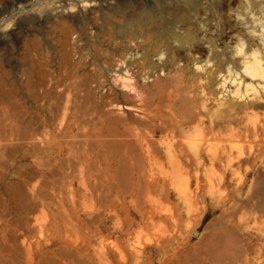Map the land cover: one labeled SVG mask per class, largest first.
Listing matches in <instances>:
<instances>
[{"label":"rangeland","instance_id":"obj_1","mask_svg":"<svg viewBox=\"0 0 264 264\" xmlns=\"http://www.w3.org/2000/svg\"><path fill=\"white\" fill-rule=\"evenodd\" d=\"M253 49L264 0H0V198L34 203L22 264H215L216 218L264 264V106L228 112L233 88L264 84L243 70ZM121 137L147 156L130 186L112 176Z\"/></svg>","mask_w":264,"mask_h":264},{"label":"bare ground","instance_id":"obj_2","mask_svg":"<svg viewBox=\"0 0 264 264\" xmlns=\"http://www.w3.org/2000/svg\"><path fill=\"white\" fill-rule=\"evenodd\" d=\"M173 37L179 38L183 42L190 40V36H183L182 37V36H179L178 33H173ZM250 58L251 59H247L248 61H244L243 60V62H244V64H243L244 72L246 74L250 75L252 78H255V77L264 78V56L260 55V51L259 50L253 49L252 53L250 55ZM221 60H223V59H221ZM233 62L235 64H237V61L235 60V58H233ZM220 64L223 66L224 63L221 61ZM222 68H224V67H222ZM158 80L155 82V84L153 82L152 85L157 86L158 84H160L161 81L160 80L158 81ZM226 82H227V80L225 79L223 81V83H222V85H221L219 90L222 91V89L226 85ZM149 86L150 85L146 86V88L147 87L150 88ZM155 86H153L154 88L153 87H151V88L155 89ZM150 91H153V90H150ZM231 92H232V96H231V98L229 96V98L231 99L229 101L233 105H232L231 108L228 109V112L229 113L231 112V114L236 116V118H238L239 114H241V113H243V114L247 113V110L250 109V108L264 106V84H263L262 88L259 89L254 84V82L252 81V82H250V84H248V86H246L244 94H243V92H242V90H241V88L239 86L233 88ZM151 93H152L151 95H153L156 92H151ZM223 94H224V92H223ZM240 97H246L245 101L244 102L240 101L239 103H235L236 101L238 102V99ZM225 98H226V96H225ZM225 98L222 97L221 100H220L221 104H223V105H225L228 102L227 98L226 99ZM10 108L13 109V106L10 107ZM10 108H9L8 112L9 111L11 112ZM11 114H12V112H11ZM20 117H21L19 119L20 121H17L18 119H16L14 126H15V129H18V130H20L22 132L23 125L25 124L24 123L25 121H23L24 118H23V116L21 114H20ZM13 118L14 117H12V119ZM9 128H11V127H9ZM12 130L14 131V129H12ZM21 132H20V134H21ZM22 134H23V132H22ZM188 149H189L190 152L195 153L196 156L197 155H198V157L200 156V152H199L200 150H198V147L196 146L195 142L188 141ZM239 158H240V156H236V157L231 158V160H234V159H238L239 160ZM31 168H34V167H31ZM31 168L28 170V172H30ZM33 170L34 169H32V171ZM23 172L25 173L26 171L23 170ZM118 175H120V172H119V170L117 168L116 170H113V175L112 176L117 177ZM191 197H193V196H191ZM197 199H196V201H197ZM197 203H199V202L197 201ZM198 206H199V204H198ZM192 208H193V206H192ZM194 210L195 209H193V211ZM198 210H196V211H198ZM195 218H196V216H195ZM220 219L221 218H216L213 221L211 220V222H209L208 227L211 228V232H209L210 234L208 233L209 237H206L208 235L205 236L207 238V242L206 243L208 245H210L208 252H210V255H211L210 257H212V258H210L209 263L230 264V263H227L228 257H229V259L231 258V256L233 257V258L230 259V262L232 261V259H235V258H234V255L229 254V253L235 252L236 254H238V250L236 248H233L234 250H230V249H232V247L234 245L238 246L239 247L238 249H241L240 245H238L239 243H241V245H242V249L241 250L242 251L238 254V256H236V255L235 256L237 258L238 257L240 258V254H241L242 258L239 261L240 264H252V262H251L252 260L248 256L249 255L250 246L252 245V241H251V237L250 236H246L245 233H244L245 230H246V227H243V225H241L240 223L236 224V225H234V223H233V225L231 224V225L225 227V229H222L220 232L214 231V229H213L214 227L213 226H215L217 221L219 222ZM206 238H204V240ZM229 250L232 251V252H229ZM235 253H233V254H235ZM199 262L196 261L195 264H203V262L202 263L201 262L199 263ZM206 262H208V261L206 260Z\"/></svg>","mask_w":264,"mask_h":264},{"label":"crops","instance_id":"obj_3","mask_svg":"<svg viewBox=\"0 0 264 264\" xmlns=\"http://www.w3.org/2000/svg\"><path fill=\"white\" fill-rule=\"evenodd\" d=\"M151 109V107H150ZM115 121L110 122L111 127L115 125ZM125 135V133H122ZM124 138H118L117 141H114L112 147L115 148V153H118V148L121 143L124 142ZM130 144L126 143L129 147L127 154L125 156L120 155L119 153L115 155V159L118 161L119 166L117 167L120 172V179L123 184L130 186L131 181L128 180V171L133 167L129 163H133L135 160H141L146 162L147 158L146 152L142 150L139 146L136 145L134 140H130ZM125 144V142H124ZM137 158V159H136ZM107 159V157H106ZM104 174V172H100ZM105 175V174H104ZM105 178L102 177L101 184H104ZM3 188V184H0V189ZM9 188V187H8ZM12 196V203L15 204L16 209L14 212L9 213L8 210V198H0V264H22L21 257L23 256V247H22V234L24 226V217L23 212L27 209H32L34 203L28 199L26 193L22 189H12L10 190ZM21 209V211H19ZM48 264H60L56 261L47 262Z\"/></svg>","mask_w":264,"mask_h":264}]
</instances>
